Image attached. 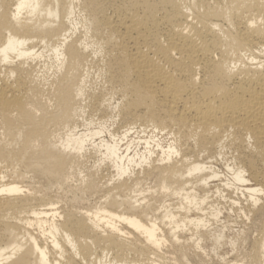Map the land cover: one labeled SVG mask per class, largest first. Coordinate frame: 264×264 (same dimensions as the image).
<instances>
[{
	"label": "bare ground",
	"instance_id": "1",
	"mask_svg": "<svg viewBox=\"0 0 264 264\" xmlns=\"http://www.w3.org/2000/svg\"><path fill=\"white\" fill-rule=\"evenodd\" d=\"M138 257L264 264V0H0V264Z\"/></svg>",
	"mask_w": 264,
	"mask_h": 264
},
{
	"label": "rangeland",
	"instance_id": "2",
	"mask_svg": "<svg viewBox=\"0 0 264 264\" xmlns=\"http://www.w3.org/2000/svg\"><path fill=\"white\" fill-rule=\"evenodd\" d=\"M95 75V79H93V81L91 82V87L92 88H97L99 87L100 85V81H101V78L99 77L100 75V72L99 71H96L94 73ZM8 78L11 79V75H7ZM110 97H114L117 101H120L121 100V95L117 92H111L108 94V98ZM165 133H168L166 135H164V137L162 138V142L164 143V145H167L171 142V137H172V134H169V128L167 130L164 131ZM98 158L99 156L98 155H92L90 156L87 160H85L83 162V165H82V170H84V173H86L87 170L89 169H95V165H98L99 162H98ZM109 171L111 170H101L100 172H104L105 174L108 173ZM97 202V199H95V197H91L90 199L86 200V201H82L80 204H78V206L80 208H87V207H92L96 204ZM58 206H60V204L57 203ZM231 219H235V215L234 213H231ZM232 223V226H233V229L230 230V231H226L227 232V238L228 239H232L235 237L236 233L239 231V230H242L243 227H241L240 225H236L235 222ZM245 246L241 245V249H243V251H245L246 248H244ZM227 248V252L224 253L225 254V257H227L228 259H241L242 256H243V253L241 252H237L236 250L233 251L232 247L230 246V244H228V246H226ZM216 259V258H215ZM138 263L137 264H143L145 262V259L144 258H139L137 259ZM243 262H240L239 264H242ZM212 264H223L222 262L220 263H215L213 262Z\"/></svg>",
	"mask_w": 264,
	"mask_h": 264
}]
</instances>
